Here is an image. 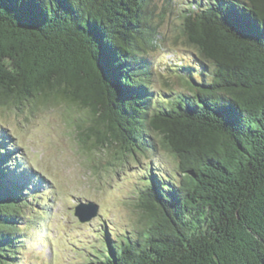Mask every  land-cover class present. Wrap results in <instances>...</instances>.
Instances as JSON below:
<instances>
[{"label":"trees","instance_id":"16d2710c","mask_svg":"<svg viewBox=\"0 0 264 264\" xmlns=\"http://www.w3.org/2000/svg\"><path fill=\"white\" fill-rule=\"evenodd\" d=\"M156 6L0 0V106L63 101L85 111L78 135L114 159L173 156L168 172L140 166L133 233L104 229L85 264H264V0H188L178 32L197 58L176 68L180 90L162 92L143 55ZM14 147L0 129V264L20 263L38 218L22 213L34 190Z\"/></svg>","mask_w":264,"mask_h":264},{"label":"rangeland","instance_id":"374dc122","mask_svg":"<svg viewBox=\"0 0 264 264\" xmlns=\"http://www.w3.org/2000/svg\"><path fill=\"white\" fill-rule=\"evenodd\" d=\"M155 2L158 34L154 47L143 53L155 70L150 83L160 92L180 90L176 68L197 58L178 32V12L188 0H169L165 11V0ZM79 117L85 111L63 101L0 106V129L9 134L18 161L27 166L23 178L28 186L22 183L34 190L29 207L21 203L22 213L38 216L33 228L18 226L29 234L19 264H85L91 251L101 248L104 229L112 232L109 237L133 233L142 212L139 189L145 184L140 166L150 160L167 172L174 166L173 156L160 148L128 163L114 159L112 148L98 149L91 135H78ZM91 202L98 206L96 215L80 221L74 206L83 203L90 211Z\"/></svg>","mask_w":264,"mask_h":264},{"label":"water","instance_id":"95a60500","mask_svg":"<svg viewBox=\"0 0 264 264\" xmlns=\"http://www.w3.org/2000/svg\"><path fill=\"white\" fill-rule=\"evenodd\" d=\"M91 210L83 208V203H79V205L74 206V213L80 221H89L92 217H94L97 213V204L91 202L89 203Z\"/></svg>","mask_w":264,"mask_h":264}]
</instances>
